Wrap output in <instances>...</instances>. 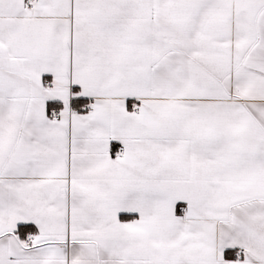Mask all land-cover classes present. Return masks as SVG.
<instances>
[{
    "label": "snow or ice",
    "instance_id": "1",
    "mask_svg": "<svg viewBox=\"0 0 264 264\" xmlns=\"http://www.w3.org/2000/svg\"><path fill=\"white\" fill-rule=\"evenodd\" d=\"M0 264H264V0H0Z\"/></svg>",
    "mask_w": 264,
    "mask_h": 264
}]
</instances>
